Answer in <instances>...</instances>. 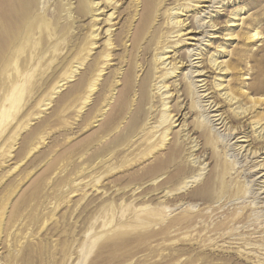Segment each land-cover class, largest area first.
Here are the masks:
<instances>
[{"label":"rangeland","instance_id":"1","mask_svg":"<svg viewBox=\"0 0 264 264\" xmlns=\"http://www.w3.org/2000/svg\"><path fill=\"white\" fill-rule=\"evenodd\" d=\"M34 1L0 17V264H264V0H154L143 27L135 0Z\"/></svg>","mask_w":264,"mask_h":264},{"label":"bare ground","instance_id":"2","mask_svg":"<svg viewBox=\"0 0 264 264\" xmlns=\"http://www.w3.org/2000/svg\"><path fill=\"white\" fill-rule=\"evenodd\" d=\"M95 1V0H94ZM94 1H92V5L95 7V9L94 10H92L93 11V13L90 15L91 17H90V20H89V22L90 21H93V24H95V25H97L96 23H95V21L97 22L98 21V16L103 12L102 10H101V8L100 7H98V5L100 6V1H99V3H96V2H94ZM108 1H110V0H108ZM136 1V4H137V6H136V8L135 9H137V16H139L140 18H141V21L140 22H138L137 20V22L139 23L138 25L141 27L142 25H144V23H146V21L148 20V18H149V14H150V12H151V10H152V8H153V1L154 0H135ZM202 2L203 1H206V0H201ZM0 2H1V0H0ZM19 2V0H2V8H1V11H0V17L4 20V22H6L7 23V21H8V19L10 18V14H11V12H12V7H14L15 5H17V3ZM34 2H36V0L34 1ZM107 2V1H106ZM112 2H115V1H112ZM210 2H213L212 0L210 1ZM90 3V2H89ZM187 3V2H186ZM193 3V2H192ZM197 3H198V1H197ZM201 3V2H200ZM75 4V3H74ZM1 5V4H0ZM92 5H91V7H92ZM110 5V4H109ZM114 5H117V4H114ZM197 5V4H196ZM35 6V5H34ZM121 6V5H120ZM103 7H105V6H103ZM207 8H209L210 6L208 5V6H206ZM179 8H181V7H179ZM187 8V7H186ZM91 9H93V8H91ZM172 9V8H171ZM113 10V9H112ZM114 10H115V8H114ZM91 11V10H90ZM88 12V11H87ZM136 12V11H135ZM173 12V11H172ZM109 14V13H108ZM113 13H110L109 15H108V17H106V18H108L107 20L109 21V19H111V15H112ZM232 14V13H231ZM172 15H174V14H172ZM176 15V14H175ZM180 15V13L178 14V16ZM89 16V15H88ZM101 16V15H100ZM99 16V17H100ZM134 16V15H133ZM138 17V18H139ZM213 17V16H212ZM112 18H114V17H112ZM116 18V17H115ZM134 18H135V16H134ZM179 18V17H178ZM100 19V18H99ZM101 20V19H100ZM171 20V19H170ZM169 20V21H170ZM176 20V19H175ZM102 21H104V20H102ZM111 21H115V20H111ZM117 21V20H116ZM173 21V20H172ZM105 22V21H104ZM185 21L183 20V21H176V23H175V21H173V23H174V25L176 24H181V23H184ZM200 22V21H199ZM229 22V21H228ZM3 22H1V24H2ZM91 23V22H90ZM102 23V22H101ZM100 23V24H101ZM108 23V22H107ZM165 23V22H164ZM173 23H171V24H173ZM99 24V25H100ZM117 24H119V22L117 23V22H114L113 23V27H114V25H117ZM198 24V23H197ZM233 24V23H232ZM231 24V25H232ZM107 25V24H106ZM175 25V26H176ZM91 26H92V24H91ZM138 26V28L139 29H141L140 27ZM181 26V25H180ZM202 26H204V25H198L197 27L198 28H201L202 29ZM207 26H209V27H215L216 25L214 24V23H210V24H207L206 25V27ZM93 27V26H92ZM119 27V26H118ZM143 27V26H142ZM174 27V26H173ZM95 28V27H94ZM98 28V27H97ZM216 28V27H215ZM138 29V30H139ZM97 31H95L93 34H94V36L95 35H98L99 33H100V27L98 28V29H96ZM103 29H101V31H102ZM115 30H117V29H113L111 26H109L104 32L107 34H110V33H112L113 31H115ZM92 31H93V28H92ZM92 31H91V34H92ZM188 31V30H187ZM103 32V31H102ZM110 32V33H109ZM128 32V31H127ZM190 32V31H189ZM188 32V33H189ZM196 33L198 32V33H204L205 32V29H203V30H199V31H195ZM122 33V32H121ZM120 33V34H121ZM129 33V32H128ZM134 33V32H133ZM90 34V35H91ZM181 34V33H180ZM179 34V35H180ZM204 34H206V32L204 33ZM112 35V34H111ZM115 35V33L113 34V36ZM131 35V34H130ZM165 35V34H164ZM178 35V34H177ZM259 35V33L258 32H255V33H253L252 35H251V38H253V37H256V36H258ZM172 36V35H171ZM130 37V36H129ZM95 38H96V36H95ZM110 38V37H109ZM108 38V39H109ZM176 38V37H175ZM105 39H107V38H105ZM128 39V38H127ZM194 39V38H193ZM195 40V39H194ZM197 40H200L201 41V39L200 38H198ZM124 41V40H123ZM95 42V41H94ZM108 42V41H107ZM110 43H111V41H110ZM113 43V42H112ZM93 44V43H92ZM95 44V43H94ZM104 44H106L107 45V43H104ZM109 44V43H108ZM113 45V44H112ZM127 45V44H126ZM93 46V45H92ZM97 46V45H96ZM99 46V45H98ZM108 46V45H107ZM110 47V46H109ZM90 49V48H89ZM221 49V48H220ZM158 50V49H157ZM166 50V49H165ZM165 50H163L164 51V53L165 52H168V51H165ZM188 51V50H187ZM192 52V51H191ZM101 53V52H100ZM106 53V52H105ZM160 54H163V52L161 53L160 52ZM195 55H198L196 58H194V59H201L202 57H200L199 55H201V53H195V54H191L190 52H189V62H190V67H197V66H199V67H202V65H195V62H194V60L192 59V57L193 56H195ZM102 56V55H101ZM107 56V55H106ZM109 57V56H108ZM167 57H169V55H167ZM167 57H164V56H161V55H158V60H162V63L161 64H164V66H165V60H167ZM172 57H174V56H172ZM82 58V57H81ZM107 58V57H106ZM108 59V58H107ZM157 59V58H156ZM155 59V60H156ZM215 59V58H214ZM178 60V59H177ZM211 60V59H210ZM209 60V61H210ZM216 60V59H215ZM215 60H211V64H213V65H211V66H215L216 65V61ZM180 61V60H179ZM69 62V61H68ZM172 62V61H171ZM168 63L166 66H168L169 64H171L170 66H172V63ZM201 62H203V61H201ZM216 62V63H215ZM27 63V62H26ZM179 63V62H178ZM221 63V62H220ZM102 65V64H101ZM174 65V64H173ZM179 65V64H178ZM72 66V65H71ZM105 66V65H104ZM163 66V65H162ZM73 67H75V66H73ZM81 67V66H80ZM159 67V66H158ZM182 67V66H181ZM217 67H219V66H217ZM216 67V68H217ZM119 68V67H118ZM157 68V67H156ZM160 68V67H159ZM74 69V68H73ZM101 70V69H100ZM160 70V69H159ZM168 70H172V71H170V73H172V72H175V69L174 68H169ZM223 70V69H222ZM76 71V70H75ZM68 72H69V70H68ZM190 72H192L191 70H190ZM221 72V71H220ZM224 72V71H223ZM74 73V72H73ZM101 73V72H100ZM160 74H162V73H160ZM173 74V73H172ZM171 74V75H172ZM223 74V73H222ZM170 75V74H169ZM197 76H202V75H205V73H203V71H200V72H198L197 74H196ZM72 76V75H71ZM70 76V77H71ZM154 77V76H153ZM190 77H191V80H190V84L192 85V88H201V87H204V91H208V90H210L209 88H206L207 87V81H205L206 79H201V80H198L199 82H204L201 86L200 85H197L196 84V87H193V84H194V79L192 78V77H194V76H191L190 75ZM22 82V81H21ZM174 82V81H173ZM176 82V81H175ZM94 84V83H93ZM119 84V83H118ZM173 84V83H172ZM61 85V84H60ZM59 85V86H60ZM63 85V84H62ZM92 85V84H91ZM163 85H165V84H163ZM176 85V84H175ZM217 87L218 86H220L219 84H217L216 85ZM66 87V86H65ZM160 87V90L163 88V86L161 87V86H159ZM169 87V86H168ZM216 87V88H217ZM91 88H92V86H91ZM218 88H220V87H218ZM222 88V87H221ZM225 87H223V89H224ZM164 89H166V88H164ZM174 89V88H173ZM59 90V89H58ZM195 90V89H194ZM197 90V89H196ZM114 91V90H113ZM174 92V91H173ZM180 92V91H179ZM205 92V93H206ZM235 93V92H234ZM210 94H212V91L211 92H208V93H206V94H203L204 95V97L206 98V97H210V98H214V95H211L210 96ZM227 94V96L226 97H224L225 98V100L226 101H228V102H231L232 104H237V103H239L238 101V99H237V97L236 96H232L230 93H224V95H226ZM162 96H163V98H165L164 96L166 95V93L165 94H161ZM217 95V94H216ZM110 96V95H109ZM162 96H161V98H162ZM203 97V96H202ZM252 97V96H251ZM178 98V97H177ZM167 99V98H166ZM180 99V98H179ZM181 100V99H180ZM256 101L258 100V101H260L261 99H255ZM255 100L254 99H251V102L252 103H254L255 102ZM159 101V100H158ZM207 101V100H206ZM209 101V100H208ZM163 102H165V100L163 101ZM167 102V101H166ZM215 102V100H212V102L210 103V104H213ZM161 103V102H160ZM242 104V103H241ZM163 106H164V108H165V106H167V103H163L162 104ZM181 105V104H180ZM252 105V104H251ZM209 106V105H208ZM217 106V108L216 109H214L215 111H217V112H220L219 111V107H220V105H219V103H217V102H215V104H214V107H216ZM44 107V106H43ZM209 107H211V106H209ZM45 108V107H44ZM164 108H163V110H164ZM212 108V107H211ZM168 109V108H167ZM222 111V110H221ZM250 111V107H241L240 105L237 107V108H235L234 110H233V117H230V119H232V120H234L235 118H240V117H242V115H247L248 113H250L249 112ZM167 112V111H166ZM163 113V112H162ZM162 113H160V114H162ZM165 113V112H164ZM225 113V112H224ZM223 112L221 113L220 112V114L219 113H217V115H215V116H218V119H216V120H222L221 121V123H223L224 122V124H225V114H224ZM166 114V113H165ZM164 114V115H165ZM172 113H168L167 112V114H166V117H162L161 116V118L162 119H164L165 120V118H166V122H165V125H166V123L167 122H172V120H174L173 118H175V117H172V115H171ZM224 114V115H223ZM149 117V116H148ZM148 119V118H147ZM161 119V120H162ZM146 121V120H145ZM163 122V123H164ZM158 123H162V122H158ZM15 125V124H14ZM156 125V124H155ZM159 125V124H158ZM158 125H156L155 127H157ZM162 125V124H161ZM255 126V128L256 129H261L260 131H263L264 130V123H260V121L259 122H256L255 124H254ZM152 126V125H151ZM168 127V126H167ZM150 128H152V127H150ZM154 128V127H153ZM159 128V127H158ZM164 129V128H163ZM170 129V128H169ZM168 130V129H167ZM12 131V130H11ZM159 133V132H158ZM164 133H167L166 132V130L164 131ZM261 134V133H260ZM154 135V134H153ZM157 134H155V136H156ZM182 137V136H181ZM183 139H190L191 138V136L189 135V132H187V133H184V135H183ZM244 137H246V139L245 140H241V141H244V142H248L249 141V139H248V137L249 136H247L246 135V133H245V135H244ZM195 138L194 137H192L191 139H190V142H191V151L193 152V151H196L197 149H198V144L197 143H195V140H194ZM260 140V141H262L261 143H263V150H264V134L263 135H258V138H257V140ZM177 142V141H176ZM182 143V142H181ZM181 146V145H180ZM179 146V147H180ZM244 147V145H241L240 146V148H243ZM181 148V147H180ZM186 148V147H185ZM263 153H264V151H263ZM2 154H4V153H2ZM193 154V153H192ZM10 155V154H9ZM2 156V155H1ZM0 156V157H1ZM193 156H196V154H193ZM9 157V156H8ZM192 157V156H191ZM6 161V160H5ZM189 161V160H188ZM190 162H192L191 163V165H197V167H199L200 166V169L199 170H203L204 168H203V166H201V164L203 163L202 162V160H200L198 157H194V158H192L191 159V161ZM256 166H258L259 168H261L262 170H264V161L263 162H259L258 163V165H256ZM163 167V162L161 161V162H158V164H156L154 167H153V171H159L161 168ZM193 167V166H192ZM198 170V169H197ZM261 170V171H262ZM183 171V170H182ZM201 174H202V172H198V173H196V174H193V175H190V176H186L185 178H184V182H182V185H183V187L184 188H188V186H189V184L190 183H195V182H198V180H199V176H201ZM262 176H264V173L262 174ZM264 178V177H263ZM208 179H210V178H208ZM157 180V179H156ZM79 182V181H78ZM210 183V182H209ZM208 183V184H209ZM208 184H206L205 183V185L207 186ZM181 185V186H182ZM210 186V185H209ZM208 186V187H209ZM264 188V187H263ZM199 189V188H198ZM206 189V188H205ZM204 191H206L207 192V190H204ZM204 191H200V190H195V191H193V192H191V194L190 193H188L187 192V196L189 197V198H196V197H200V196H204L205 194H206V192H204ZM210 191V190H209ZM106 193H107V191H106ZM113 193V192H112ZM163 193V192H162ZM99 194V193H98ZM168 195H170V194H167V193H165V194H163L162 196H165V198L168 196ZM187 197V198H188ZM186 199V198H185ZM230 248V247H229Z\"/></svg>","mask_w":264,"mask_h":264}]
</instances>
